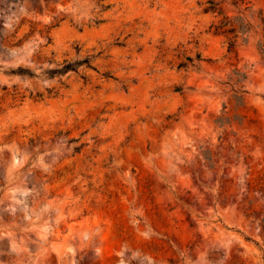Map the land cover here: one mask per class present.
Instances as JSON below:
<instances>
[{"label":"rangeland","instance_id":"1","mask_svg":"<svg viewBox=\"0 0 264 264\" xmlns=\"http://www.w3.org/2000/svg\"><path fill=\"white\" fill-rule=\"evenodd\" d=\"M204 2L0 0V264H258L264 0Z\"/></svg>","mask_w":264,"mask_h":264},{"label":"trees","instance_id":"2","mask_svg":"<svg viewBox=\"0 0 264 264\" xmlns=\"http://www.w3.org/2000/svg\"><path fill=\"white\" fill-rule=\"evenodd\" d=\"M228 3L237 9V14L232 17H227L223 15V4ZM205 12H210L214 15V17H220L216 22H213L210 25V30L214 35H221L226 37L227 42V51L229 53L235 52L237 46V40L240 39L243 44L248 42L249 34L252 30L251 24L243 17V11L250 7V0H205L204 2ZM260 20L263 24L264 28V17H260ZM264 51V48H261ZM197 60H201V56L198 54L196 56ZM187 62H193L192 58L187 57ZM83 64L86 67L91 68L90 65V57H86L81 62L71 63L68 61H63L56 69H50L47 71V75L49 77L54 76H62L70 71H76L78 65ZM187 64L185 62H181L178 65V69L186 68ZM11 75H18L21 77L32 78L34 74L24 68L18 67L16 69H11L9 71ZM108 77V76H106ZM241 80L244 78V75H241ZM240 81V79H239ZM180 90V89H176ZM258 264H264V250H262V254L260 257V261Z\"/></svg>","mask_w":264,"mask_h":264}]
</instances>
